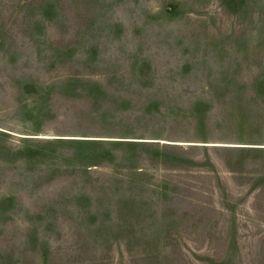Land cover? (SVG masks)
Here are the masks:
<instances>
[{"label": "rangeland", "instance_id": "obj_1", "mask_svg": "<svg viewBox=\"0 0 264 264\" xmlns=\"http://www.w3.org/2000/svg\"><path fill=\"white\" fill-rule=\"evenodd\" d=\"M0 264H264V0H0Z\"/></svg>", "mask_w": 264, "mask_h": 264}]
</instances>
